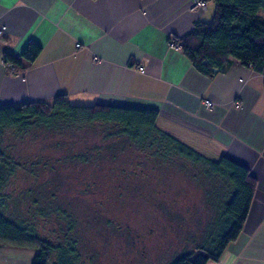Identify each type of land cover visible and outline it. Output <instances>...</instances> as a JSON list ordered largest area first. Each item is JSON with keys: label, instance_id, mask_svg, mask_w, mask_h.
Returning <instances> with one entry per match:
<instances>
[{"label": "crops", "instance_id": "obj_1", "mask_svg": "<svg viewBox=\"0 0 264 264\" xmlns=\"http://www.w3.org/2000/svg\"><path fill=\"white\" fill-rule=\"evenodd\" d=\"M195 0H0V106L52 101L154 109L158 126L207 157L247 166L258 186L239 238L208 264H264V65L234 60L205 75L173 47L214 5ZM41 53L11 73L5 52ZM206 100L213 102L208 107ZM35 250L0 244V264H32Z\"/></svg>", "mask_w": 264, "mask_h": 264}, {"label": "trees", "instance_id": "obj_2", "mask_svg": "<svg viewBox=\"0 0 264 264\" xmlns=\"http://www.w3.org/2000/svg\"><path fill=\"white\" fill-rule=\"evenodd\" d=\"M204 1L214 5L212 20L196 23L187 35L173 39L175 45H180L184 55L205 75L211 76L215 69L222 70L234 60L260 69L264 65V0ZM40 53L41 46L30 42L21 55L5 52L3 60L8 71L17 73L30 67ZM158 119L159 113L154 109L74 104L66 94L52 101L0 106V244L34 249L32 264H83L76 216L62 208H51L48 200L40 205L36 199L19 216V204L11 185L21 172L28 171L34 176L35 170L14 157L5 136L13 130L25 134L36 129L59 131L65 127L95 126L105 132V139L136 147L140 156L146 154L153 163L180 164L189 180L204 179L200 182L204 189L202 196L213 208V219L195 247L180 253L170 264L218 262L243 231L258 181L236 159L207 157L162 130ZM81 159L87 161L88 157L81 155ZM53 221L55 228L48 234H40L41 222L52 225Z\"/></svg>", "mask_w": 264, "mask_h": 264}, {"label": "rangeland", "instance_id": "obj_3", "mask_svg": "<svg viewBox=\"0 0 264 264\" xmlns=\"http://www.w3.org/2000/svg\"><path fill=\"white\" fill-rule=\"evenodd\" d=\"M103 133L95 126L9 131L12 154L35 170L11 185L19 216L35 199L68 210L79 219L83 264H170L195 247L213 219L204 179L189 180L180 164L153 163ZM51 224L41 222L40 234L53 230Z\"/></svg>", "mask_w": 264, "mask_h": 264}, {"label": "built area", "instance_id": "obj_4", "mask_svg": "<svg viewBox=\"0 0 264 264\" xmlns=\"http://www.w3.org/2000/svg\"><path fill=\"white\" fill-rule=\"evenodd\" d=\"M206 6H207V4H206V2H205L204 0H195V1L193 2V9H197V8H203V9H205ZM172 45H173V47H175L176 49H180V48H181L180 45H175L174 42H172ZM205 103H206V105H207L208 107H212V106H213V102H212L211 100H206Z\"/></svg>", "mask_w": 264, "mask_h": 264}, {"label": "water", "instance_id": "obj_5", "mask_svg": "<svg viewBox=\"0 0 264 264\" xmlns=\"http://www.w3.org/2000/svg\"><path fill=\"white\" fill-rule=\"evenodd\" d=\"M216 70V69H215Z\"/></svg>", "mask_w": 264, "mask_h": 264}]
</instances>
